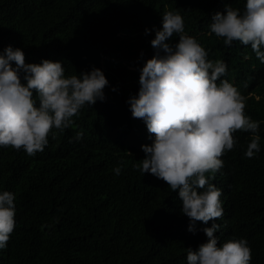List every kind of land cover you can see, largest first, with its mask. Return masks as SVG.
<instances>
[{
    "label": "trees",
    "instance_id": "obj_1",
    "mask_svg": "<svg viewBox=\"0 0 264 264\" xmlns=\"http://www.w3.org/2000/svg\"><path fill=\"white\" fill-rule=\"evenodd\" d=\"M225 3L243 12L246 0H0V53L11 45L27 64L61 62L66 76L96 68L109 82L105 100L81 109L73 127L49 135L43 152L0 147V193L15 195V228L0 264H187L186 249L206 243L202 229L213 223L221 225L218 246L246 239L250 264H264V63L250 46L229 47L208 35ZM166 11H179L184 34L208 59L227 64L221 79L247 98L246 114L260 122L254 158L244 155L252 133L233 134L237 144L210 180L223 192L224 216L196 222L195 234L178 192L135 167L154 136L132 117L128 101L139 92L140 69L155 54L151 41ZM178 42L177 34L169 41Z\"/></svg>",
    "mask_w": 264,
    "mask_h": 264
},
{
    "label": "clouds",
    "instance_id": "obj_2",
    "mask_svg": "<svg viewBox=\"0 0 264 264\" xmlns=\"http://www.w3.org/2000/svg\"><path fill=\"white\" fill-rule=\"evenodd\" d=\"M209 28L208 35L223 38L226 46L234 41L250 46L264 63V0H246L243 12L225 3L223 11L212 15ZM184 33L179 11H166L162 29L155 31L151 41L155 54L140 69L139 92L128 103L132 117L142 120L154 136L150 146H141L145 158L136 169L178 192L182 214L190 220L188 231L195 234L196 222L208 224L224 216L223 192L210 180L224 167L221 157L236 146L233 134L252 133L244 153L249 159L260 152L261 137L260 122L245 112L247 98L221 79L227 75V64L208 59L209 52ZM174 34L179 42L173 46L169 41ZM108 84L100 69L66 76L61 62L45 59L27 64L20 48L5 47L0 53V147L23 149L29 156L43 152L49 135L55 138L58 132L73 127V117L81 109L105 100ZM82 136L78 132L75 139ZM113 171L119 176L121 167ZM14 201L12 192L0 193V249L7 247L15 228ZM220 227L213 223L202 229L207 242L197 250L186 249L187 264H250L246 239L218 246Z\"/></svg>",
    "mask_w": 264,
    "mask_h": 264
}]
</instances>
